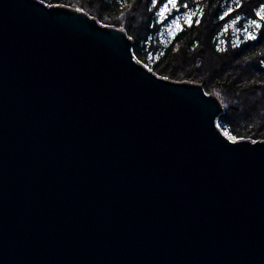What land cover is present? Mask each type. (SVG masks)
<instances>
[{"label": "water", "instance_id": "95a60500", "mask_svg": "<svg viewBox=\"0 0 264 264\" xmlns=\"http://www.w3.org/2000/svg\"><path fill=\"white\" fill-rule=\"evenodd\" d=\"M222 113L120 29L0 0V264H264V140Z\"/></svg>", "mask_w": 264, "mask_h": 264}, {"label": "trees", "instance_id": "16d2710c", "mask_svg": "<svg viewBox=\"0 0 264 264\" xmlns=\"http://www.w3.org/2000/svg\"><path fill=\"white\" fill-rule=\"evenodd\" d=\"M39 1L69 6L102 25L123 29L133 41L134 56L147 69L167 78L195 81L222 102L224 109L217 126L224 134L236 139L254 138L251 132L239 130L235 113L238 101L245 107L241 97L246 91L260 94L264 90V36L258 34L257 40L248 41L244 33L253 10L264 0H179L178 10L164 18L157 17L159 6L153 7L151 0ZM237 2H242V9L236 8ZM185 3L189 5L187 9L183 7ZM232 9L235 11L230 16H224ZM187 12L194 13L191 26L184 23ZM237 17L238 23L234 24ZM209 55L218 60L221 68L216 71L212 66L203 74ZM245 73L248 76L243 78ZM245 112L244 116L249 117ZM258 140H264V136L259 135Z\"/></svg>", "mask_w": 264, "mask_h": 264}, {"label": "rangeland", "instance_id": "374dc122", "mask_svg": "<svg viewBox=\"0 0 264 264\" xmlns=\"http://www.w3.org/2000/svg\"><path fill=\"white\" fill-rule=\"evenodd\" d=\"M218 64H219V62L216 58H214L213 56H210V55L207 56L206 60H205V65L203 68V74H205L207 71H211L210 67H212V66H214L215 70L218 71L221 68V67H219L220 64H219V66H218ZM246 64L247 63H243L241 65L246 66ZM157 76H159L163 79L166 78L167 80L173 81V82L188 81V80H175V79L167 78L166 76H161V75H157ZM244 76L246 77V76H248V74L245 73V75L243 74V78H244ZM188 82L199 84L195 81H188ZM201 87L203 88V90L205 92L208 93V90L205 86H201ZM241 98H242L241 100H244L245 107H241L240 106L241 102L238 101V104H236L235 119L238 122L239 130L243 131L244 133L245 132H247V133L251 132L254 135V138L251 139L249 137H243V138L236 139V141H239V140L256 141V140H258L259 135L264 136V90L261 91L260 94L254 92L253 90H248L243 94V96ZM244 110L246 111L245 113H247V115L249 117L246 118V116H244Z\"/></svg>", "mask_w": 264, "mask_h": 264}, {"label": "snow or ice", "instance_id": "6c2138e0", "mask_svg": "<svg viewBox=\"0 0 264 264\" xmlns=\"http://www.w3.org/2000/svg\"><path fill=\"white\" fill-rule=\"evenodd\" d=\"M151 4L153 7L159 6V11L156 13V15L157 17L164 18L167 15L171 14L173 11L178 10L179 0H166V2H163V0H151ZM161 4L162 6H160ZM183 7L187 9L189 5L185 3L183 4ZM242 7H243L242 2L236 3L237 9H242ZM232 11H235V9L225 12L224 16H230ZM185 15H186V19L184 23L187 24L188 26H191L194 22L193 21L194 13L187 12ZM224 16H221L220 18L223 19ZM238 20L239 17H237V20H234L233 23L234 24L238 23ZM195 23L198 24L199 20H196ZM177 28H179V24H177ZM249 29H251V31ZM244 33L248 41L257 40L258 34L260 36H264V4H260L256 9L253 10L251 14V19L248 20V25L244 29ZM225 136L231 142L234 143L238 142L236 141L235 137L229 136L227 133H225Z\"/></svg>", "mask_w": 264, "mask_h": 264}]
</instances>
